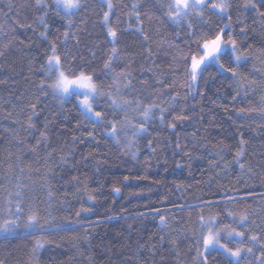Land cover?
Segmentation results:
<instances>
[{
    "label": "trees",
    "instance_id": "1",
    "mask_svg": "<svg viewBox=\"0 0 264 264\" xmlns=\"http://www.w3.org/2000/svg\"><path fill=\"white\" fill-rule=\"evenodd\" d=\"M167 2L112 0L113 45L101 0H83L71 25L52 8L45 16L36 0H0V223L14 218L7 208L15 210L18 190L24 208L20 227L0 233L3 264H201L200 215L245 231V243L248 235L264 238V18L245 9V0H229L223 20L213 15L206 25L189 17V28L165 15ZM228 16L225 32L246 59L237 64L226 50L193 82L186 58L199 54L197 41L223 28ZM53 44L74 69L94 74L103 91L115 92L114 72L128 73L122 97L130 108L137 100L141 109L158 105L138 122L146 130L129 147L110 136L108 121L120 129L124 115L113 112L107 96L97 97L94 109L106 119L95 123L75 96L59 102L41 88ZM109 57L114 72L104 67ZM181 115L187 118L174 119ZM31 211L42 228L25 229ZM240 214L248 216L243 224ZM37 240L43 247L34 251ZM230 259L211 251L209 264Z\"/></svg>",
    "mask_w": 264,
    "mask_h": 264
},
{
    "label": "snow or ice",
    "instance_id": "2",
    "mask_svg": "<svg viewBox=\"0 0 264 264\" xmlns=\"http://www.w3.org/2000/svg\"><path fill=\"white\" fill-rule=\"evenodd\" d=\"M108 11L103 13V21L105 26H107V35L111 38V43L116 44L118 39L117 30L111 26H108L109 14L114 7L112 0H106ZM38 6H42L45 9L44 15H47V10L52 8L55 12V15L61 19H67L69 25L72 23V17L75 16L83 7V0H51V4L48 3V0H36ZM165 15L173 22L179 23L184 20L188 22V27L192 28V21L189 17L197 18L201 23L210 25L211 17L213 15L217 16L220 20H223L225 14L231 8L229 0H168L166 5ZM245 9H252L258 13L261 18H264V11H261L264 8V0H259V3L256 0H245L243 5ZM138 15V14H137ZM228 23L224 25L223 28L214 33L204 34L198 41L197 45L200 49L199 54H191L190 57V68L189 75L191 80L194 82L197 79V76L202 71V65H205L208 61L219 62L221 54L226 53L233 55L237 64L242 59H246L242 54L238 53L237 41L233 38L231 33H226L225 29L231 26V16L227 17ZM41 23H44L43 18L40 20ZM23 27V25H21ZM243 31V29H242ZM65 38H67L68 33H64ZM227 36V38H225ZM112 53L115 55L117 49L112 48ZM112 57L105 62V69H108L111 72L114 70L111 67ZM219 67L224 71L232 72L233 76L237 75V72L233 68H225L224 64H219ZM44 72V79L41 81V88L50 90L54 95L59 96L61 99L75 96L78 100L79 106L82 108L84 114L91 115L97 123H102L106 119V114L103 111H96L94 105L97 104V97L107 96L110 101V107L113 109V112L126 111L128 107L132 105V101L125 99L120 95V88L115 87V93L112 91H103L101 85L97 83L94 78V74L86 72L84 70H76L70 64L66 62V59L63 58L57 51L55 44L51 47V53L46 55V62L42 66ZM129 74L125 72H118L113 75L114 85L118 84L120 78L123 77L127 79ZM131 84V81H128V84H125V87H128ZM136 107H140V101L137 100ZM35 108V105H32ZM158 107L154 102L150 105L144 107L142 115L147 118L149 112ZM166 111V109H161V113ZM240 111H244L241 109ZM264 114V109L261 110ZM184 116H176L174 119L181 120L186 119ZM160 119L163 120V115L160 116ZM119 121L110 120L108 124L110 125V135L119 142L118 132L122 129L130 128L132 131L133 137L137 134L145 131L144 124H133L131 120L128 119L127 115L124 117L122 124V129H118ZM169 127L174 128L175 124H169ZM44 135V133H41ZM125 135L127 132L125 131ZM244 141L241 140V144ZM243 155V150L236 153V162L239 163V157ZM240 167L243 168L244 165L240 164ZM23 186L18 185V189ZM115 191L119 192V188H116ZM9 196H12L9 193ZM16 204L15 210L10 206L7 208V212L10 216L14 217L12 219H5L0 223V233L10 235L17 228L20 227L18 221L20 220L21 215L24 213V208L21 203V191L18 190L15 193ZM89 199L93 197L89 196ZM8 204H12V200H8ZM79 215V213H77ZM229 216H236L237 213L229 212ZM161 223H164V217L161 216ZM200 229L202 234V246L203 251L198 249V258L201 261V264H209V255L211 251L223 250V253L228 257H231L228 261V264H241L242 260H246L247 256L254 255L253 247L256 244L260 245V255L256 256V261L259 264H264V238L257 234H252L247 236V241L245 243V231H238L236 228L232 227L230 224H225L223 226L217 227L218 220L216 217H209L207 220L203 215H200ZM239 220L241 224L248 220V216L244 214L239 215ZM24 227L27 230L39 229L43 225L40 223V217L37 211H31L27 215V219L24 223ZM234 237H239L240 241L234 246L229 247V244L232 243ZM226 241V242H225ZM198 244L201 241H197ZM251 245V246H250ZM43 247V242L40 240L36 241L34 251ZM0 264H3V261H0ZM248 264H252L251 261H248Z\"/></svg>",
    "mask_w": 264,
    "mask_h": 264
},
{
    "label": "rangeland",
    "instance_id": "3",
    "mask_svg": "<svg viewBox=\"0 0 264 264\" xmlns=\"http://www.w3.org/2000/svg\"><path fill=\"white\" fill-rule=\"evenodd\" d=\"M101 1H103L106 5H107V3H106V0H101ZM191 18H194V17H191ZM68 25H69V23H68ZM209 62H214V61H208L207 63H209ZM206 63V64H207ZM205 64V65H206ZM204 65H202V67H203ZM123 81V82H122ZM125 84H128V79H125V78H120V81L118 82V84H116V86L115 87H119L120 88V95L122 96V91H124L125 89H126V87H125ZM52 93V92H51ZM113 93H115V92H113ZM52 95L59 101V102H63L64 100H66V99H68V98H70V97H68V98H64V99H61L59 96H57V95H54L53 93H52ZM77 99V98H76ZM98 100V99H97ZM77 102H78V100H77ZM78 105H79V103H78ZM132 106V105H131ZM130 106V107H131ZM136 106V105H135ZM80 107V106H79ZM130 107H128L127 109H126V111H119V112H121V113H123V119H124V117H125V115H127V117H128V119L129 120H131L132 121V123L133 124H140V123H138L139 121H144V120H146L147 118H149V116H150V114H151V112H152V110L149 112V114H148V117L147 118H145L143 115H142V112H143V109L144 108H137V107H135V109H133V108H130ZM80 109H81V111H82V113L84 114V112H83V110H82V108L80 107ZM84 116L88 119V120H91V121H93V122H95V123H97L96 121H95V119L91 116V115H85L84 114ZM120 129H122V127L120 128ZM125 131L127 132V135H125ZM111 136V135H110ZM137 136V135H136ZM136 136H134L133 137V135H132V131H131V129L130 128H126V129H122V130H120L119 132H118V137H119V142L120 143H122V144H124L125 146H127V147H129V145H130V143L132 142V141H134V139H135V137ZM112 137V136H111ZM113 138V137H112ZM114 139V138H113ZM116 142H117V140L116 139H114ZM253 248H255L257 251L256 252H254V250H253V252H254V255H249V256H247V262L248 261H251L252 262V264H259V262L258 261H256V259H255V257L256 256H259L260 255V245H258V244H256ZM222 252H223V250H221ZM231 258V257H230ZM232 259V258H231ZM245 260L243 261V263L244 264H248Z\"/></svg>",
    "mask_w": 264,
    "mask_h": 264
}]
</instances>
